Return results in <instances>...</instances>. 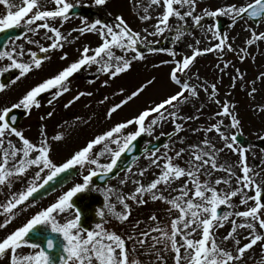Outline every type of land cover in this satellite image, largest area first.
<instances>
[{
  "label": "snow or ice",
  "instance_id": "snow-or-ice-1",
  "mask_svg": "<svg viewBox=\"0 0 264 264\" xmlns=\"http://www.w3.org/2000/svg\"><path fill=\"white\" fill-rule=\"evenodd\" d=\"M106 2L107 0H95L98 6ZM0 4L7 8L6 14L0 15V32L22 26L27 32L32 33H39V30L43 29L46 30L45 38L51 41L47 46L39 47V52L45 54L42 57L31 49H28L26 53L23 44L18 47L13 46L11 49L7 45H0L2 49L0 60L10 61L4 71L18 70L16 79L12 81L15 84L33 70L40 69L43 62L50 58L47 55L50 50L64 47L63 41L67 40V36L62 33L60 27L50 24L49 20L67 21L68 13L74 5L68 0H54L55 8L48 10L41 7L39 0H22V5H16L11 0H0ZM151 4L163 8V11L156 18L154 31L148 33L149 35L163 34L166 30L174 29V39L179 41L185 35L184 28L187 27L188 18H191L195 26L204 28L208 39H215L218 42L204 49L194 48L191 55H186L175 62V66L169 73V79L177 86V91L160 102H154L152 106L144 108L133 118L116 123L109 130L88 140L64 162L57 163L51 156L52 146L47 139L46 131L41 130V139L38 143L32 142L12 123L16 120L15 116L10 115L12 109L22 107L30 111L33 107L39 108L41 107L38 100L40 94L56 89L53 98L48 101L51 105L53 100L70 91L68 86L70 78L86 66L97 65L98 72L115 79L130 70L134 61L145 59L138 45L146 41L147 37H142L140 32L134 31L123 16H116L114 24L105 23L101 19H96L92 23L85 20L83 27L73 29L72 31H79L81 34L97 32L102 43L94 49L84 46L79 59L32 87L17 103L0 110V148L3 149L2 159H0V191L5 187L11 190L16 180H24L29 170L35 169L23 190L11 191L8 198L0 202V216L4 217L3 222L0 223V229L7 228L16 219L17 211L22 210L26 202L29 206H33L37 194L43 195L40 190H46V186L56 182L62 174L64 179L60 180L61 184L67 182V173L70 170L76 174H82L86 170L87 174L82 175V182H77L67 191H63L55 202L38 209L21 226L0 239V259L10 254L9 264H142L137 255L139 249L128 246V241L131 240L139 248L144 249L147 255L152 256L156 264H167L168 253L172 254L174 264H243L249 250L258 243L264 245V180L258 179L259 172L249 166L248 149L238 146L237 135L235 133L228 135L224 128L225 119L229 120V126L233 129L241 125L238 114L234 112L235 104L229 101L222 102L217 98L216 83L210 85L209 92L206 82L195 85L190 83L191 78L183 79V76L191 70L197 57L202 54L207 52L223 54L225 50L237 51L229 42L228 33L221 27L220 17H229L233 27L239 20L251 19L254 23H264V0H247L244 4L233 3L214 9L204 8L200 14H196L199 0H151ZM14 8L18 10H13ZM185 8L187 10H180ZM144 11L147 13L148 9L145 8ZM140 18L152 19L147 14ZM173 18L183 24L170 25ZM206 19H211L213 23H203ZM144 32L147 33L148 30L144 29ZM49 33L51 35H48ZM256 41H264V32L257 33L252 30L251 38L247 39L246 44L252 46ZM28 43L39 44V41L29 38ZM196 43L199 44L200 41L197 40ZM115 49L123 54L118 55ZM129 51L134 53L131 58L126 56ZM150 51L170 50L153 48ZM245 52L246 48L239 49L241 59L245 58ZM26 54L30 59L24 62L20 58L25 57ZM170 54L176 55L175 51H170ZM66 58L67 54L61 57V59ZM228 66L225 63L221 71ZM236 71L237 76L233 77L231 85L233 88L236 87V80L244 79L240 70ZM260 75L264 77V73ZM196 79H199L198 75ZM108 83V80L104 81L105 85ZM154 83L155 77L147 79L126 99L114 104L108 110L107 116L110 118L118 109L139 97ZM5 89L6 84L0 83V92ZM201 90L209 93L208 99L211 102L220 105V111L214 116L221 119L206 129H194V131L217 133L224 143V148L232 150L239 156L237 164H220L218 153L224 149H217L215 143L207 137L200 144L189 145L187 149L180 148L175 151L174 155L177 159L181 158L186 151L189 152L186 166L176 163L172 155L161 158L157 156L159 149H151L146 158L160 170L158 175L146 186L138 180H133V184L136 185L134 191L126 196H116L117 202L122 206V210H117V204L112 202L114 189L95 185L93 178L103 179L114 175L113 170L121 157L134 149V142L138 138L143 135L152 136L157 125L172 122L173 130L178 134L184 130L182 121L198 119L199 117L194 116L184 117L181 113L183 105L189 102L190 97H198ZM256 91L257 89L253 87L249 95ZM85 95L90 96L92 93L81 91L69 104ZM69 104H65V107ZM260 110L264 111V107ZM47 115L52 116L53 113L50 111ZM133 125L135 130L126 131ZM11 135L17 137L22 146L17 147L10 139H7ZM52 139L61 141L64 139V134H56ZM97 146H101L99 151H95ZM164 147L168 149L169 145L165 144ZM105 155H108L110 160L102 163L100 158ZM236 167H239V173L235 171ZM127 171L131 173L132 170L129 168ZM145 171L142 169L139 175L143 176ZM214 171H224L226 177H219L213 181L211 176ZM204 176L208 179H202ZM182 178L185 182L179 188H173V184ZM233 180L236 186H233ZM121 183H127V180H121ZM222 184L226 186L225 189L219 187ZM164 189H172L178 192V195L166 196ZM93 191L103 194V206L95 211V216L100 219L95 223L94 228L85 227L82 224L81 209L74 203V197L77 194ZM148 195L153 201L159 200L169 205L167 211L170 214L175 210L176 215L170 220L169 225L162 226L158 223L157 215L152 214L149 219L155 226L140 231L136 236L125 237L105 227L109 216L121 223L128 221L131 216V205L127 201L146 204L148 201L145 197ZM234 198H238L244 210H228L236 209ZM73 210L75 215L61 222L62 214L71 213ZM225 222L230 223L231 228L218 241L216 230L224 227ZM132 227L135 230L138 223L133 224ZM240 230L246 232L247 243L242 244L241 239L236 238ZM153 233L156 234L153 235ZM227 241L234 242L233 249L223 246ZM25 246L32 251L28 254L20 253L18 250Z\"/></svg>",
  "mask_w": 264,
  "mask_h": 264
},
{
  "label": "rangeland",
  "instance_id": "rangeland-1",
  "mask_svg": "<svg viewBox=\"0 0 264 264\" xmlns=\"http://www.w3.org/2000/svg\"><path fill=\"white\" fill-rule=\"evenodd\" d=\"M16 5H22V0H11ZM74 6H89L92 8H98V15L94 19L80 18L78 16L71 17L67 21H61L57 19L55 21L49 20L50 24L61 28L62 33L67 36V40L63 41L64 47L62 49L57 48L50 50L47 54L50 58L42 64V67L35 70L27 77H22L15 84L12 83L18 75V70L8 69L4 71L10 63L7 59L0 60V83L3 78L10 72H16L15 75H11L9 82L6 84V89L0 92V110L5 106L10 107L12 104L17 103L19 99L32 87L42 82L55 74H57L64 67L80 58L81 51L84 46H88L91 49L97 47L102 43L101 37L97 32H85L81 34L79 31H72L73 29H79L84 26L85 20L88 23L94 22L96 19H101L105 23L114 24L116 16H123L128 25L137 32H140L143 36L147 37V40L138 45L139 49H143L150 44L161 43L164 40H171L170 51H175L176 55L172 56L170 51L154 53L148 52L144 54L145 59L140 61L136 60L130 70L126 73L120 74L115 79L110 78L108 75L97 71V65L86 66L79 72L75 73L70 78V91L66 95L60 96L53 100L51 105L48 101L53 98V93L56 89L49 90L40 94L38 100L41 107H33L30 111L26 110L27 117L21 123V132L26 138H29L32 142H39L41 139V130L44 129L47 134V139L51 143L52 152L51 156L57 163L64 162L70 155L83 146L88 140L94 138L96 135L102 134L104 131L109 130L116 123L123 122L127 119L133 118L144 108L150 107L154 102L158 103L163 98L177 91V86L170 81L169 73L175 66V62L181 60L186 55H191L194 48L204 49L210 45H214L218 41L215 39H208V36L204 28L197 27L193 24L191 18L187 20V27L184 28L185 35L176 41L175 30L165 31L163 34L149 35L154 31V25L157 23V17L163 11L157 5L151 4V0H107L104 5H96L95 0H68ZM247 0H199V6L196 14H200L204 8H217L227 6L229 4H244ZM39 4L42 8L52 10L55 8L54 0H39ZM179 7V6H177ZM148 11L145 13L144 9ZM13 10H18L14 8ZM181 11L187 10L180 9ZM7 8L5 5L0 4V15L6 14ZM150 15L152 19L142 20L140 17L143 15ZM228 20L230 24L226 26L224 32H227L236 52L225 50L223 54L216 52H210V57H203L202 55L197 57L194 61L191 70L183 79L189 80L190 83L199 85L201 82H206L209 86V92L211 91L210 85L212 83L217 84L218 95L217 98L223 101H229L235 104L234 112L238 114V118L241 121L239 128L233 129L229 126V120L225 119L224 128L227 130V134L241 133L249 140L255 141L252 146H249L247 153V162L256 172H259L258 179L264 180V147L260 148L257 145V141H262L264 145V111L260 109L264 107V77H261V73H264V41H256L252 46L246 44L247 39L251 38V31L254 30L257 33L264 32V23H260L255 26L249 20H241L232 26L229 17H220ZM219 18V19H220ZM39 23V22H37ZM183 24L178 22L176 18L170 21V25ZM203 23L211 24V19H206ZM35 27V25H33ZM144 29L148 32L145 33ZM46 30H39V33L27 32L21 40L11 41L8 48L13 46L24 45L27 53L28 49L36 51L38 54L45 55L39 52L41 45L47 46L51 41L45 38ZM70 33V35H69ZM48 35H51L50 33ZM38 40L39 44H29L28 39ZM200 43L197 44L196 41ZM192 45L193 47H189ZM246 48L244 53L245 58H240L239 49ZM118 55L123 54L120 50L115 49ZM67 54L66 59L61 57ZM91 54V53H90ZM134 55L132 52H127V58H131ZM22 61L27 62L30 57L26 54L25 57L20 58ZM168 61V63H164ZM45 63V64H44ZM229 66L227 69L221 71L224 68V64ZM237 69L243 74L244 79L236 80V87L233 88V77L237 76ZM198 75L199 79H196ZM155 77V83L146 89L139 97L134 98L118 109L110 118L107 116L108 110L116 103L126 99L132 91L136 90L138 86L144 83L147 79ZM108 80L107 85L104 81ZM255 82L254 84L252 82ZM255 87L257 91L252 95H249L251 89ZM124 91L121 92L120 90ZM90 92L92 95H85L79 100L69 104L73 98L79 94V92ZM209 93L204 91L199 92L198 97H190L189 102L185 103L182 107V116H194L198 119L182 121L184 124V130L180 133H176L175 136L168 141L169 148L163 147L157 152V156L163 158L165 155H172L175 162L181 166H186V161L189 159V152L186 151L181 158H175V151L180 148H188L189 145L200 144L205 137L215 143L217 149L223 148L224 150L218 153V162L220 164L236 165L239 156L232 150L224 148V143L220 139L219 135L215 132L208 133L206 131H194V129H206L213 123H217L220 117H215L214 114L220 111V105L211 102L208 99ZM107 97V99H105ZM65 104H69L65 107ZM22 108V107H21ZM52 112V116H48V112ZM174 124L172 122H163L155 127L152 136H148V143L159 139L166 134L174 132ZM19 130V131H20ZM135 130V125L130 126L126 131ZM59 133L64 134V139L61 141H55L52 138ZM17 147L22 146L21 142L14 135L8 136ZM183 141V143H181ZM6 146V145H5ZM239 146V145H238ZM101 146H97L95 151H99ZM114 147V146H113ZM150 153L144 155L140 160L131 166V173L128 171L122 173L118 178L110 181L107 185H100L101 188L111 187L114 189L112 193V202L117 204V210H122V206L117 202V195H127L134 191L136 185L133 184V180L142 182L145 186L149 184L160 171L153 166L149 159L146 157ZM3 149L0 148V159H2ZM102 163H107L110 160L108 155L100 158ZM145 169L143 176L139 175V172ZM35 169H30L28 176L24 180H16L11 190L3 188L0 191V202L5 201L10 195L11 191H20L25 187V183L34 174ZM235 171L239 173V167L235 168ZM87 171H83L79 174V177L71 184L63 188L60 192L51 195L50 197L41 200L38 203L29 206L25 204L22 210H18L16 219L5 229H0V239L6 234L13 231L16 227L21 226L28 218H30L38 209L46 207L48 204L55 202L56 198L68 188L74 186L77 182H82V175H86ZM219 177H226L224 171H214L211 179L214 181ZM202 179H208L207 176ZM121 180H127V183H121ZM185 180L182 178L173 184V188H179ZM233 186H236L235 180H233ZM221 189H225V185L219 186ZM81 194H90L91 196H81L79 208L87 205L92 195H97L101 200V205L95 208V211L103 206V194L93 192H84ZM166 196L178 195V192L172 191V189H164ZM251 194V193H249ZM77 197H74V199ZM146 204H137L135 201L128 200L131 205V216L126 222H119L115 218L107 217L105 227L110 231H115L125 237L128 235L136 236L140 231L149 229L150 226H155L149 217L152 214L157 215L159 218L158 223L162 226L170 224V220L176 215L175 210L170 214L167 209V205L163 201H153L150 195L146 196ZM236 203V209H228L229 211L244 210V206L240 205L238 198H234ZM251 203V202H250ZM74 211V210H73ZM64 213L61 216V222L63 219L69 218L75 215L73 213ZM99 217L95 216L94 223L91 227L94 228L96 222L99 221ZM1 222L4 217L0 216ZM138 227L134 230L132 225L137 224ZM231 224L225 222L224 227L216 230L217 240L219 241L230 230ZM156 233H153L155 235ZM246 232L240 230V234L236 237L241 239V243H247ZM129 248L137 247L139 249L137 255L141 259L142 264H156L154 258L145 253L144 249L139 248L134 244V241H128ZM228 249L234 248L233 241H227L223 244ZM22 254H28L32 250L23 247L18 250ZM10 254L0 259V264H9ZM167 264H174L172 254H167ZM243 264H264V245L257 244L253 249L249 250L244 258Z\"/></svg>",
  "mask_w": 264,
  "mask_h": 264
},
{
  "label": "water",
  "instance_id": "water-1",
  "mask_svg": "<svg viewBox=\"0 0 264 264\" xmlns=\"http://www.w3.org/2000/svg\"><path fill=\"white\" fill-rule=\"evenodd\" d=\"M75 13H80L81 15H87L89 13V10L88 9H85V8H82V9L76 8L73 11V14H75ZM219 23H220L222 29H224V27L226 25V21L225 20H220ZM255 24H257V23H255ZM25 31L26 30L25 29H22V28L21 29H19V28H12V29H8L5 32H0V45H6L8 43V40L10 38H12L14 36L20 37L22 34L25 33ZM151 48H154V49H167L168 48V44L164 42V43H162L160 45H156V46L150 47L147 50H149ZM0 50H2V49H0ZM10 115L11 116H18V117H20L22 114L19 111H13V112H11ZM170 137L171 136H168L166 138H163L161 140H158L156 142V144L149 146L147 148V150H145V151H142V146L145 143L146 136L143 135L140 138H138L137 141L134 142V144H135L134 149L131 152H128L125 155H123L121 157L120 161H118L117 167L113 170V172L115 174L114 175H110L109 177L103 178L104 179L103 184H106L108 180L116 177L121 171L126 170V169H129L130 165L134 161H136L140 156H142L144 153H146L147 151H149L151 149H159L160 147H162ZM237 141L241 142L242 145L245 146V147L249 146L250 143H251L250 141L245 140V139H242V138H238ZM74 175H75V172L73 170H70L67 173V177H68L67 182H69L70 179H72L74 177ZM62 179H64V174H62V176L60 178H58L57 184L56 185L55 184H51L53 186H50L49 187V190H47L46 192H49L51 189H53V187L61 186L62 184L60 183V180H62ZM97 179H100V178H97ZM63 184H65V183H63ZM39 197L40 196H38V194H37L36 199H38ZM91 207H94V205H92ZM91 218H92L91 216L84 218L82 220V224L85 227H88ZM49 251L51 252L53 250H49Z\"/></svg>",
  "mask_w": 264,
  "mask_h": 264
}]
</instances>
